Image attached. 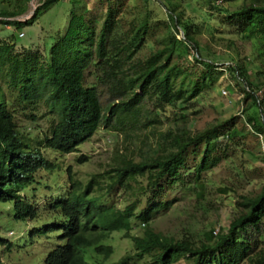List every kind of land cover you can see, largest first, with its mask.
Returning a JSON list of instances; mask_svg holds the SVG:
<instances>
[{
    "label": "trees",
    "instance_id": "trees-1",
    "mask_svg": "<svg viewBox=\"0 0 264 264\" xmlns=\"http://www.w3.org/2000/svg\"><path fill=\"white\" fill-rule=\"evenodd\" d=\"M59 1L47 0L42 9ZM208 1L211 3V0ZM162 3L170 13L171 21H175L176 26L184 31L185 39L180 42L188 50H196L197 55L193 57L195 66L207 70L200 77L190 78L193 75L185 71V79L177 87L176 73L182 71L169 65L171 45L129 73L124 66L141 49L148 26L147 23L141 25L127 44L111 55L107 34L113 32L118 19V11L113 7L107 12L99 36L95 27L87 24L83 16H73L66 35L52 47L50 63L42 65L35 52L16 53L13 45L25 25L38 19L42 11L39 9L32 21H13V44L0 45V93L4 91L2 84L5 83L11 92L17 94V102L35 106L32 111L37 110L38 103H43L47 107L46 115L52 118L49 132L44 134L45 144L62 155L77 152L95 136L101 126L125 133L128 126L131 128L138 124L144 110L143 101L151 85L156 86L167 104H171L169 97L175 101L183 99L185 87L188 92L185 101L196 98L210 86L208 72L216 66L201 59L200 42L190 24L177 12V4L173 0H162ZM212 5L217 9L214 2ZM217 10L225 12L231 21L238 23L239 35L246 39L255 38L259 57L264 62V0H244L234 10ZM23 13L2 10L0 18H16ZM176 32L180 33L179 29ZM96 60L107 66V69L102 70L104 78L110 84L114 101H119L110 103L107 113L102 107L97 87L86 86L87 72L92 65H98ZM225 68L236 74L234 80L242 90L248 125L257 135H264V81L257 82L256 77L249 73L246 61ZM1 96L4 97L3 94ZM12 112L4 97L0 100V203L12 205L16 220L33 221L39 217L38 211L22 192L34 184L37 172L55 171L58 166L33 150L30 140L21 135ZM31 117L35 118L33 113ZM235 120L234 117L220 125H210L189 138L174 134L170 144L174 149L168 150V144H160L157 150L151 149L139 161L128 154L117 153L112 169L104 174L109 178L105 185L108 193L104 197L91 192L96 185L99 191L104 190L100 181L96 183L92 179L88 186L82 187L73 178L69 167L67 173L72 186L68 195L54 198L50 203V209L60 212L62 217L57 224L44 225L31 231V235L55 232L62 242L49 252L46 264H108L115 249L105 241L115 233H123L125 238L131 240L135 251L119 264L136 263L147 258L151 260L150 264H179L184 261L187 264H264V246L257 244L254 248L251 242V235L255 233H251L252 229L261 232L264 221V189L255 197H243L244 211L231 222L227 231L221 230L215 236L213 232L206 233V239L201 243L189 234L182 239L165 236L150 225L161 212L171 209L173 202H164L157 196L164 189L165 182L170 181L173 185L181 180L189 149L206 145L202 158L195 166L196 180L199 182L204 173L220 164L221 156L216 152L222 147L220 139L228 136L230 141L238 134L236 130L228 128ZM168 138H172L171 133L165 136V140ZM76 161L84 164L89 161V157L82 155ZM140 178L148 180L150 187L158 188L156 199L148 204L140 216L137 215L142 203L140 198L125 209L109 201L110 194L117 190H131L133 183H137ZM150 198L148 196V200ZM137 221L149 225L140 237L132 236ZM2 244L11 250L12 244L7 240L0 239Z\"/></svg>",
    "mask_w": 264,
    "mask_h": 264
},
{
    "label": "rangeland",
    "instance_id": "rangeland-1",
    "mask_svg": "<svg viewBox=\"0 0 264 264\" xmlns=\"http://www.w3.org/2000/svg\"><path fill=\"white\" fill-rule=\"evenodd\" d=\"M45 1L0 0V11H24V14L16 18L5 20H24L37 10H42L38 19L30 23L33 25L26 27L25 37L19 38L15 47L16 53H22L23 50L25 53L35 52L42 65L47 66L50 63L52 47L66 35L73 16H83L87 24L95 27L99 36L107 12L113 7L118 11V19L113 32L107 34L111 55L122 49L141 25L147 23L148 26L141 49L124 66L129 73H133L167 45H171L170 67L176 66L182 71L176 73L177 87H180L185 79V71L193 75L190 78L200 77L203 71H207L202 66H195L193 57H196L197 52L194 48L188 50L180 42L183 40L182 35L176 32L179 27L175 21H171L170 13L162 0H60L51 7L42 9ZM243 1L211 0L210 3L208 0H173L177 4V12L190 24L192 32L200 42L201 59L216 66L208 72L210 86L188 102L185 101L188 95L185 87L183 99L175 101L169 97L171 104H167L156 86L151 85L143 101L144 110L140 114L138 124L131 128L128 126L125 133L101 126L95 136L73 154L62 155L54 149H46L43 137L49 132L52 122V118L46 115L47 107L38 103L37 110L32 111L34 105L20 104L17 102V94L11 92L5 83L2 84L4 91L0 94H3L14 111L12 113L16 117L21 135L31 137L33 145L41 150L44 158L57 163L58 168L54 172L39 171L34 184L27 188L30 202L35 203L39 211L37 219L18 221L14 218L12 205L5 206L6 204L0 203V239L7 240L14 246L9 252L5 245H0V264H43L49 252L56 247L57 233L31 235V231L45 224L58 223L60 215L51 211L49 206L57 194H68L72 186L67 176L69 167L72 169L73 178L78 180L82 187L88 186L92 179H95L96 183L100 181L104 190L99 191L96 185L91 192L104 197L108 193L105 185L109 180L104 174L112 169L117 153L128 154L130 158L139 161L149 154L151 149L157 150L160 144L166 143L168 150L174 149L170 145L174 134L189 138L210 125H220L235 117L236 120L228 128L236 130L238 134L228 143L221 140L226 146L216 151L221 156L220 164L204 173L198 182L195 166L202 158L206 145L190 148L185 168L181 171V180L173 185L170 181H164V189L157 196V199L164 202H173L171 209L161 212L150 224L165 236L182 239L189 234L198 243L205 241L206 233H220L221 230L229 229L231 222L244 211L243 197H255L264 189V135H257L248 125L242 90L234 80L236 74L225 68L246 61L249 73L260 83L264 81V62L259 57L255 38L246 39L245 36L239 35L238 23L231 21L225 12L217 10H234L240 7ZM212 2L217 9L212 7ZM3 25L0 24V42L4 41L3 30L6 33L12 31H7ZM25 45L31 47L28 49L31 51L26 50ZM96 63L98 65H92L87 72L86 86L97 87L102 107L107 113L108 105L114 101V94L102 71L107 69V66L102 65L99 60H96ZM4 97L1 96L0 100ZM32 113L35 118L31 117ZM169 133L172 138L165 140ZM219 144L222 145L220 142ZM82 155L89 157V161L79 164L76 160ZM157 191L158 188L148 185V180L140 178L137 183H133L131 190H117L110 194L109 201L120 209H125L140 198L142 203L137 210V215L140 216L148 204L156 199ZM148 196H151L150 200ZM148 226L137 221L132 236H142ZM10 232L15 235L10 236ZM252 232H255L251 235L253 247L256 248L257 244L264 246V221L261 224V232L258 233L254 228ZM105 243L115 249V254L108 260V264H118L124 257L135 253L132 241L125 238L123 233L113 234ZM150 261L147 258L133 264H150ZM179 264L187 263L184 261Z\"/></svg>",
    "mask_w": 264,
    "mask_h": 264
},
{
    "label": "clouds",
    "instance_id": "clouds-1",
    "mask_svg": "<svg viewBox=\"0 0 264 264\" xmlns=\"http://www.w3.org/2000/svg\"><path fill=\"white\" fill-rule=\"evenodd\" d=\"M35 14H31L27 19H24V20H17V21H20V22H27L29 19H32L33 18V16H34ZM30 21V20H29ZM22 33V32H21ZM20 33V34H21ZM20 34H19V37H20ZM25 35V34H24ZM21 38V37H20ZM24 51V50H23ZM22 51V52H23ZM26 138V137H25ZM29 140L30 139H32L31 137H27ZM43 141H44V137H43ZM30 142H31V144H32V148H33V150L36 152V153H38V152H40L41 154H42V152H41V150L40 149H37L34 145H33V143H32V141L30 140ZM44 144H45V141H44ZM45 147H46V149H48V147L46 146V144H45ZM43 155V154H42ZM58 165V164H57ZM57 170V169H56ZM68 170V169H67ZM40 171H46V170H40ZM47 172H49V171H47ZM51 172H54V171H51ZM38 173V172H37ZM36 173V174H37ZM67 176H68V173H67ZM68 178H69V176H68ZM31 186V185H30ZM29 186V187H30ZM29 187H27V188H29ZM27 188L22 192V195L23 196H26L27 198H29L28 197V193H26V191H27ZM61 194V193H60ZM60 194H57L56 196H54V198H57V197H59L60 196ZM59 195V196H58ZM68 195V194H67ZM66 195H64V196H61V197H65ZM53 198V199H54ZM29 202H30V199H29ZM31 203V202H30ZM32 204H34L35 205V207H36V204L35 203H32ZM36 209H37V207H36ZM49 209H50V206H49ZM51 210V209H50ZM37 211H38V209H37ZM51 211H53V210H51ZM54 212V211H53ZM57 214H59L60 216H58V218H59V220H60V217H62V215H61V213L59 212H56ZM38 214H39V211H38ZM144 224V223H143ZM45 225H48V224H45ZM145 225V224H144ZM146 226V225H145ZM43 227V226H42ZM36 228H41V227H36ZM35 229V228H34ZM33 229V230H34ZM53 233H55V232H53ZM11 234V235H10ZM9 235L10 236H14L15 234H14V232H10L9 233ZM41 235H44V234H41ZM58 236V235H57ZM57 240H58V244L56 245V247L55 248H57L58 246H60L61 244H62V242L57 238ZM7 244V243H6ZM5 248L8 250V248H7V246H5ZM11 250H8L9 252H11L12 251V249L14 248V246L12 245L11 247ZM54 248V249H55ZM51 252V251H50ZM114 255V254H113ZM89 256H90V254H89ZM122 260V259H121ZM120 260V261H121ZM120 261H119V263H120ZM108 263V262H107ZM118 263V264H119ZM43 264H46V259H45V261H44V263ZM129 264H133V263H129Z\"/></svg>",
    "mask_w": 264,
    "mask_h": 264
},
{
    "label": "crops",
    "instance_id": "crops-1",
    "mask_svg": "<svg viewBox=\"0 0 264 264\" xmlns=\"http://www.w3.org/2000/svg\"><path fill=\"white\" fill-rule=\"evenodd\" d=\"M47 1V0H46ZM45 1V2H46ZM52 5H54V4H52ZM51 5V6H52ZM50 6V7H51ZM24 14V13H23ZM0 19H2V18H0ZM13 21H15L14 19H11V20H5V19H2L1 21H0V24H4L3 25V27L7 30V31H10V30H12V31H10L11 33H6V31H4L3 30V33H5V37H3V40L4 41H2V42H0V45H5V46H7V45H11V44H13V43H15V44H13V45H15V47H16V45L18 44V42H19V34L22 32V33H25V29H26V27L27 26H31V25H33V23L32 24H27V25H25V27L18 33V36H17V41H15V42H13V43H11V41H13V34H15V27H14V25H12V22ZM25 37V36H24ZM23 37V38H24ZM16 42H17V44H16ZM34 44V43H33ZM26 46V45H25ZM31 46H33V45H31ZM26 50H28V49H31V47H27L26 46Z\"/></svg>",
    "mask_w": 264,
    "mask_h": 264
},
{
    "label": "built area",
    "instance_id": "built-area-1",
    "mask_svg": "<svg viewBox=\"0 0 264 264\" xmlns=\"http://www.w3.org/2000/svg\"><path fill=\"white\" fill-rule=\"evenodd\" d=\"M34 10H36V7H34ZM24 36H25L24 33H21V34H20V37H21V38H23ZM221 140H225V141H227V143L229 142V138H228V136H226V137H222V138L220 139L219 142L222 144ZM221 146H222V147H225L226 145H223V144H222ZM214 234H215V235H218V234H219V231L214 232Z\"/></svg>",
    "mask_w": 264,
    "mask_h": 264
},
{
    "label": "water",
    "instance_id": "water-1",
    "mask_svg": "<svg viewBox=\"0 0 264 264\" xmlns=\"http://www.w3.org/2000/svg\"><path fill=\"white\" fill-rule=\"evenodd\" d=\"M179 30H180V33L182 35V38L185 39V34H184L183 30L180 27H179Z\"/></svg>",
    "mask_w": 264,
    "mask_h": 264
}]
</instances>
